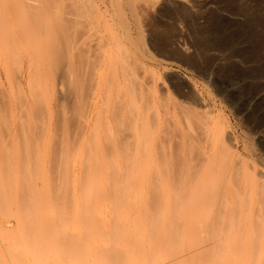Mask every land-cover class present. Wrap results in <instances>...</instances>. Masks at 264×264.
<instances>
[{"label":"rangeland","instance_id":"1","mask_svg":"<svg viewBox=\"0 0 264 264\" xmlns=\"http://www.w3.org/2000/svg\"><path fill=\"white\" fill-rule=\"evenodd\" d=\"M177 1L0 0V255L45 228L60 255L50 264H70L97 161L137 195L145 184L153 226L165 203L186 226L212 228L214 203L198 207L194 185L221 182L214 226L239 241L251 197L230 202V189L247 177L249 192L264 173V0ZM224 128L233 142L217 138ZM235 245L230 264H264Z\"/></svg>","mask_w":264,"mask_h":264},{"label":"bare ground","instance_id":"2","mask_svg":"<svg viewBox=\"0 0 264 264\" xmlns=\"http://www.w3.org/2000/svg\"><path fill=\"white\" fill-rule=\"evenodd\" d=\"M127 22L126 20L125 25L129 23ZM135 22L137 23V20ZM156 39L159 38L156 37ZM130 41L132 42V39ZM161 50H164V47ZM117 80L119 81V79ZM115 85L117 86V83ZM118 90H114V92H119ZM110 93L112 94V92ZM200 98L196 93L195 100L200 102ZM221 130L220 132L218 131L219 134ZM131 132L134 133V130H131ZM222 134L223 138L220 136ZM222 134L218 135L219 137L217 136V138L223 139L224 141L226 139L230 142L231 135L226 132V129L222 131ZM127 139L129 140L131 138ZM218 141L220 140L217 139ZM231 146L235 148L234 144H231ZM230 150H232L230 152H235V149L230 148ZM233 154L231 153L232 156H230L234 157ZM231 157L230 159H233ZM236 157H234V162H236ZM243 163L242 166H245ZM246 164L248 166V163ZM116 166L117 173L120 174L121 167L119 165ZM234 166L237 167L238 164ZM247 166H245L246 168L242 167L243 169L241 168V170L244 171L245 169L248 172V169L251 174L254 172L251 169L256 170L255 165L251 169L247 168ZM131 170L130 167L126 172L131 173ZM246 172L245 174H247ZM104 173V166L100 161L86 166V172L82 182L83 189L81 191L83 217L82 237L80 244L77 243V240L76 243H73L74 251L70 264H230V256L232 257V254L237 255V251L233 252V249H231L235 244L241 246L239 249L243 247L240 252L241 254H239L243 256L242 258L254 255L259 260H264V207L263 204H260L261 200L263 202L262 198L264 195H262L263 197L261 195H255L258 197L257 199L250 193L256 187H261V180L264 179L263 172L257 170L255 174L253 173V177L250 176L251 174H247V176H250L249 180L251 179V182L254 180L252 184L255 182L256 187L253 184L255 187H252V189L254 188L253 190L249 188L251 191L248 192V187L251 184H248L246 188L245 185L250 181L246 182L248 179L244 173L243 178H246L243 180H245L246 184L244 181H242L244 184L241 183L244 187L241 188L239 186V190H236L238 187L235 190L230 189V202L233 197L239 196L241 199L248 196L247 194H249V198L251 197L250 199L254 198V201L253 199L251 201L249 199L248 202L251 204L245 203V207L246 204L249 205L247 209L244 205L241 206L246 209L244 211L246 213L245 216L242 215L241 226H239V241L236 239L234 240L235 242L230 241V224L220 234H217V229L214 226L215 219L219 215L220 209L218 208L222 207L220 205H223L224 202L227 203L229 195L223 188L224 186L220 185L221 182L219 183L220 186L217 184L218 186L216 187L208 183L211 180L206 179L204 182L199 181L195 183L196 186L194 185L193 198L197 206L202 207L206 202L213 201V208H216L215 210L212 208L213 210L211 209V212L208 214L210 219L208 223L211 222L213 227L209 228L211 225L207 224L209 225L207 229L203 228L205 229L203 230L199 227L202 229L200 230L197 228L198 226H186V222L188 221L180 216L181 211L179 212L180 214L178 213L174 216L165 203L159 205L156 223L153 226V215L149 208L145 184L142 183L140 194L137 195L135 193L136 182L134 179L131 177L121 179L111 178L105 176ZM214 187H216V192L212 191ZM257 189L256 191H258ZM73 191V195H75V189ZM261 192L264 194V191ZM259 197L262 198L258 202ZM234 200L238 201L237 198H234ZM242 200L244 201V199ZM239 202L241 203V201ZM230 205L232 204L230 203ZM74 209L77 210V208ZM242 211L241 213L244 214ZM46 233H49V235H46ZM50 237L51 234L47 229L40 228L35 232L32 246L26 241L23 235L10 240L5 249L8 257L0 255V264H50L60 256L57 249L52 247L49 241ZM234 248L236 249L237 247ZM55 264H59L58 261H55Z\"/></svg>","mask_w":264,"mask_h":264}]
</instances>
